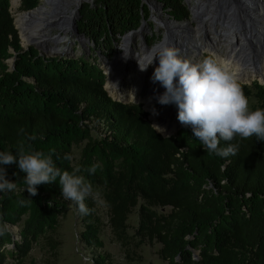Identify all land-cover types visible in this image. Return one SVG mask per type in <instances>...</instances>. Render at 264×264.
I'll return each instance as SVG.
<instances>
[{
	"label": "trees",
	"instance_id": "obj_1",
	"mask_svg": "<svg viewBox=\"0 0 264 264\" xmlns=\"http://www.w3.org/2000/svg\"><path fill=\"white\" fill-rule=\"evenodd\" d=\"M155 1L174 20L188 18L183 0ZM19 3L21 11H30L39 0ZM149 14L141 0H96L93 7L80 9L77 27L108 56ZM15 26L10 0H0V151L15 154L24 142L26 150L31 146L51 154L61 171L91 183L93 193L84 200L89 214L74 204L83 223L80 241L94 249L92 264H113L100 237L98 199L107 208L114 239L130 259V246L156 242L167 264H264V141L256 136L222 140L220 148L236 144L238 151L221 157L209 154L183 125L163 136L141 104L108 94L96 60L40 55L33 46L24 50ZM11 57L13 69L7 61ZM241 86L248 100L255 99L250 110L264 109V84L254 80ZM94 124L103 126V135H92ZM83 142L73 162L72 147ZM93 165L98 167L90 174ZM0 167L16 184L0 192V224L8 226L0 235L4 264L7 257L24 259L42 236L55 233L69 207L59 178L38 185L33 196L18 163ZM136 207L137 226L129 234L127 220ZM9 226L19 227V239Z\"/></svg>",
	"mask_w": 264,
	"mask_h": 264
},
{
	"label": "clouds",
	"instance_id": "obj_2",
	"mask_svg": "<svg viewBox=\"0 0 264 264\" xmlns=\"http://www.w3.org/2000/svg\"><path fill=\"white\" fill-rule=\"evenodd\" d=\"M157 57L159 66L155 68L152 81L159 82L165 89L157 97L158 103L175 105L178 121L191 128L194 137L209 154L215 153L221 157L235 155L238 145L229 144L226 148H220V142L232 141L236 136L244 139L256 136L264 141V109L250 110L249 100L239 82L238 68L231 59L209 52L201 61L194 63L181 55L180 49L165 41L151 50L147 64L142 65L138 61L140 70L145 71ZM152 112L158 114L155 108ZM154 126L159 132L164 131L158 125ZM14 163H18L19 169L26 173L25 183L31 195L37 194L38 185L50 184L59 178L62 196L75 201L80 213L89 214L84 200L93 193L91 183L86 182L83 176L61 171L51 154L31 146L26 150L24 142H21L15 154L0 151V165ZM97 167H90L89 173L94 174ZM5 177L6 171L0 167V192L6 193L14 190L16 184ZM7 228L6 224H0V235Z\"/></svg>",
	"mask_w": 264,
	"mask_h": 264
},
{
	"label": "bare ground",
	"instance_id": "obj_3",
	"mask_svg": "<svg viewBox=\"0 0 264 264\" xmlns=\"http://www.w3.org/2000/svg\"><path fill=\"white\" fill-rule=\"evenodd\" d=\"M78 1L80 0H42L41 5L33 10L15 14V25L16 27L18 26L17 30L18 28L20 29L24 45H28L35 40V45L40 50H50L53 48L55 52L61 53V46H58L57 44V46H50L46 44V42L43 43L37 39L44 38L42 31H44V28L50 24L51 20L55 18L60 11L63 12L64 8L68 5V2ZM202 1L203 2H199L198 5L191 6V19L182 22H174L168 18H162V15H159L156 12L155 15H153L156 27L165 30L163 39L157 44L166 41L168 45L180 49V53L185 54V56H188L189 54L194 63L201 61V56L204 54V51L208 53L215 52L220 56L224 55L225 58L231 59L233 65L238 68L239 81L251 83L252 80L257 79L259 82H264V0H250L258 2V6L254 10L248 8L249 10H247V12L254 17L260 18L259 21L262 23V27L256 29V32L254 33L255 37L253 36L251 40L246 39V35L243 34L241 30L238 31L239 28L229 29L228 26H224L220 19L219 21L221 23L218 21L219 25H214L215 23L212 21L218 12V8H216L217 6L214 3L216 0H209L210 4L208 6L211 12H207V15L211 13V16L208 17L206 21L200 22V19H197V10L199 7H206L203 6L206 0ZM217 1L221 3L220 0ZM12 3L17 5L18 0H14ZM151 5L153 6V4ZM213 6L214 8L211 9ZM232 9L227 11H224L223 9L219 12L227 14L226 18L231 22L230 25L233 24L231 19L233 18V21L236 22V17L239 15V13H235ZM242 11H246V9ZM194 21H197L198 23L196 27L192 26V22ZM58 26L60 33L53 37V43L65 41L67 34L73 32L72 26L68 23H64V25L58 24ZM220 26L222 27L220 28ZM260 29L262 33L260 32ZM144 30H147L146 25L141 29V31ZM188 30H191V33L185 34ZM202 31L210 36V38H202L204 34H202ZM217 31L220 33L219 35L216 34ZM139 33L136 35H139ZM129 41L130 36H125L121 45L123 51L117 53L111 62L105 64L107 75H110L106 87L109 89V93L113 97L120 100L142 102L144 108L151 112V118L154 123L153 125H158L160 128L164 129L162 133H174L180 125L177 119L178 109L174 107L175 105L160 104L162 112L156 111L158 113L156 115L152 112V109L155 108L154 104L157 102V97L162 95L165 91L159 82L154 83L152 81V76L155 71L154 69L159 66L158 57L154 59L153 63L150 64L145 71L140 70L138 62L132 63L131 60V56L134 53V56H138L139 62L142 65L147 64L150 59V52L157 44L151 48H147L141 42L139 44L141 51L138 53L130 48ZM233 42L237 43V45ZM239 43L241 45H239ZM222 46L224 50L220 49ZM67 49V46L63 48L65 51H67ZM67 53L68 52H66V54ZM116 60L119 63L116 62ZM123 74L125 75L123 76ZM124 80L130 85L132 84L131 91H121L122 86L126 83Z\"/></svg>",
	"mask_w": 264,
	"mask_h": 264
},
{
	"label": "rangeland",
	"instance_id": "obj_4",
	"mask_svg": "<svg viewBox=\"0 0 264 264\" xmlns=\"http://www.w3.org/2000/svg\"><path fill=\"white\" fill-rule=\"evenodd\" d=\"M10 1H11L10 2V10L12 12L13 17L15 18V14L22 12L19 9L20 3H19V0H18L17 5L12 3L14 0H10ZM41 3H42V0H39V3L37 6L41 5ZM95 3H96V0H82V1L80 0L78 2H68V5H69L68 9H70V10L73 9L74 6L77 4H81L80 9L83 6H89V8H91L95 5ZM143 3H145L147 5L150 14L146 19L142 18L140 21V24L142 21H144L143 27L146 25L147 30L141 31V29H142L141 28L139 35H135V36L131 35L130 41H129L130 42V48L134 49V51H137V52L140 51L139 44L141 42L144 43L147 48H151L152 46L159 43L163 39V36L165 34V30L161 29V28H157L156 22L154 21L155 19L153 20V18H154L153 15H155L156 12L159 13V7L157 6L156 2L155 1L153 2V0L152 1L147 0ZM151 4H153V6ZM80 9H79V13H80ZM63 12H64V10H63ZM63 12L60 11V13H63ZM60 13H58L57 16H55V18H53L51 20L50 24L47 25L46 28H44V31H42L44 38H40V39L38 38L37 40H39L43 43L46 42V44H48L50 46H57V45L61 46L62 47L60 49L61 53L66 54V52H68V54L73 53V55H75V56L82 55L85 57H89L93 60H96V62L99 63V65H101L102 70L105 74L104 85L107 86L108 77L110 75L109 76L107 75L106 67H104L102 65V64H104L103 60L107 59V61H111L117 52L123 51L121 48V45L123 43V36H122V38H120V40L117 41V43H115L114 46H112V48L110 50V54L108 56L105 54V51L103 50V48L101 49L98 46H95V44L93 43L92 39H90V37H88L87 35H85L82 32H79V31H78V34H80L79 37L77 35H75L73 32L72 33L69 32L67 34L65 41L53 43L54 42L53 36L60 33V29L57 28V25H58L57 22H58V20H60V17H59L61 15ZM161 13H163L162 18L167 17L168 19H171V16L168 13H167L168 16H165V11L161 10ZM79 19H75L77 29H78L77 21H79ZM188 19H191L190 11H189L188 18L185 20H188ZM140 24H139V26H140ZM197 24L198 23H196L195 21L192 22V26H194V27H196ZM73 31H75V30L73 29ZM260 32L262 33L261 29H260ZM18 33H19V35H21L20 41L23 43V46L29 47L30 44H35L36 41L34 40L35 42L32 41L28 45H24V42L22 40V34H21L19 28H18ZM187 33H191V30H188L185 32V34H187ZM50 37H52V39H50ZM22 43H21V45H22ZM65 46L68 47L67 51L63 50V48ZM220 49H223V46L220 47ZM41 52L45 56H50V55H47L42 50H41ZM76 52H78V53H76ZM180 54L185 56V54H182V53H180ZM207 54H208V52L204 51V54L201 56V60ZM68 56H72V55H68ZM185 57L190 58L189 54H188V56L186 55ZM223 57H224V55H223ZM116 62H118V61L116 60ZM123 71H124V69H123ZM133 74H134V72H133ZM124 75L125 74H123V76ZM254 80H257V79H254ZM254 80H252V81H254ZM257 81H259V80H257ZM124 82H126V83H124V85L122 86L121 91H127V90L131 91L132 90V86H131L132 84L130 85L125 80H124ZM239 82L242 84H246V85H251V83H252V82L247 83V82H241V81H239ZM261 84H264V82H261ZM108 94L113 99L115 98L109 92H108ZM129 102H132V101H129ZM137 103L141 104L142 108L145 111H147V113H148L147 118L151 121V123L153 125L154 123H153V120L151 118V112L144 108V105L142 102H137ZM254 103H255V99L250 98L249 99V107ZM154 107H155V110L157 112L158 111L162 112L160 104L158 103V101L155 102ZM174 107L177 109L176 106H174ZM178 123L181 124L180 122H178ZM155 129H157V128H155ZM91 131H92V135L97 137V136L103 135L104 130H103V126L94 124V125H92ZM175 131H174V133H175ZM83 144H84V142L81 145H73L72 152H71V158H72L73 162H75L76 159L79 157L80 150H81V147ZM66 200H67V205H68L69 209H68L67 213L65 214V216H63L59 219V223H58V226L56 228L55 233H50V234H46V235L42 236L38 240V242L32 247V249L30 250V252L28 253V255L24 259L18 260V259H14L12 257H7L4 264H92V257H93L94 249H91V248L84 246V244L80 241L79 233L82 230L83 223H82V220L80 219V217L77 215L76 207L74 204L75 201H71L68 199H66ZM96 209H97V213L100 216L101 221H102L100 237L104 241V249L106 251H108L112 256L113 264H167L164 260L160 259V257L158 256L157 250L159 249L160 244L156 243V242H154L152 244H148V243L142 244L139 247L130 246L128 249L129 250L128 253H129L131 259L128 258L126 255L127 251L124 250L121 247V245L118 243V241L114 239L111 228L108 224L107 208H106L102 199L97 200ZM136 211H137V207L134 208L133 212L129 215V218L127 220L128 225H129L127 231L129 234H133L134 230L137 226L138 216H137ZM9 229L13 232L16 239H19V233H18L19 227L18 226H9ZM51 243H52V245H51ZM8 248H11V247L9 246Z\"/></svg>",
	"mask_w": 264,
	"mask_h": 264
},
{
	"label": "water",
	"instance_id": "obj_5",
	"mask_svg": "<svg viewBox=\"0 0 264 264\" xmlns=\"http://www.w3.org/2000/svg\"><path fill=\"white\" fill-rule=\"evenodd\" d=\"M142 1V3L143 2H145V1H147V0H141ZM152 1V0H151ZM11 2V1H10ZM153 2H154V0H153ZM210 4V2H209V0H206V2L203 4V6H206V7H200V12H199V14L197 15V19H200V22L202 21V22H204V21H206V19L208 18V17H210L211 16V13L209 14V15H207V12H209L210 10H209V5ZM68 6L69 5H67L65 8H64V12L63 13H60L61 15L59 16L60 17V20H58V24L60 25V24H63L64 25V23H68V24H70L71 26H72V28L75 30V31H73V33L75 34V35H77L78 37L80 36V34H78V29L76 28V23H75V19H79V9H80V7H81V4H77V5H75L74 6V8L73 9H68ZM222 6L224 7V5L222 4ZM159 7H161L160 5H159ZM35 8V7H34ZM214 8V6L211 8V9H213ZM237 9L238 8H236L235 10L234 9H232V10H234V12L235 13H239L238 11H237ZM31 10V9H30ZM223 9H220V10H218V12L216 13V15H215V17H214V19H213V23H215L214 25H217L218 24V19L217 18H220V16L221 17H223V14H220L219 12H221ZM27 11H29V10H25V11H22V13L23 12H27ZM211 12V11H210ZM67 13H69V14H67ZM223 13V12H222ZM219 16H218V15ZM166 16H168L167 14H165ZM226 16H227V14H226ZM253 19V15L252 14H250L249 12H247V11H244L243 13H239V15H238V17H236V22L239 24V29H238V31L239 30H241L242 31V33L243 34H245V35H248V33H250L249 35L250 36H253V34L255 33V29H254V27H253V24H252V19ZM150 19V18H149ZM217 19V20H216ZM232 20V22H234L233 20V18L231 19ZM195 22H197V21H195ZM221 23V22H220ZM14 24H15V18H14ZM143 24H144V21H142L141 22V24H140V26L137 28V29H133V30H131L130 32H129V34L127 35V36H131V35H133V36H135L137 33H139L140 32V29L143 27ZM55 25V24H54ZM219 25V24H218ZM53 26V25H52ZM222 26H220V28H221ZM15 28H17L16 26H15ZM57 28H59L58 27V25H57ZM215 28V27H214ZM72 29V30H73ZM207 32V31H206ZM204 32L202 31V34H203ZM19 34V33H18ZM217 35H219L220 33L217 31V33H216ZM57 35H59V33L57 34ZM57 35H55V36H57ZM55 36H53V37H55ZM164 37V36H163ZM19 38H20V35H19ZM125 38V37H124ZM202 38H210V36H208L207 34H203V36H202ZM50 39H52V37H50ZM174 39V38H173ZM221 39H223V38H221ZM51 41V40H50ZM235 45H237V43H235V42H233ZM144 44V43H143ZM145 45V44H144ZM239 45H241L240 43H239ZM239 45H238V47H239ZM22 47H23V49L25 50V49H27L28 48V46H23V45H21ZM29 46H33V47H35V48H38L35 44H30ZM38 50H39V48H38ZM47 55H61V54H64V53H57V52H55V50L53 49V48H51L50 50L49 49H44L43 50ZM12 52L14 53V51L12 50ZM39 54L41 55L42 54V52H41V50H39ZM64 55H73V54H64ZM14 60H15V57H11V58H9L7 61H8V63H9V66H10V68L11 69H13L14 68ZM258 83H261V82H259L258 81ZM115 100H118V101H121L120 99H118V98H114ZM180 126H182V124H180L179 126H178V128L180 127ZM154 127V126H153ZM155 128V127H154ZM177 128V129H178ZM157 130V129H156ZM157 132H159L158 130H157ZM159 133H161L163 136H169V135H171V134H173V133H171V134H165V133H162V132H159ZM14 240H16V237H15V235H14ZM195 255L194 256H198L197 255V252H195L194 253Z\"/></svg>",
	"mask_w": 264,
	"mask_h": 264
},
{
	"label": "built area",
	"instance_id": "obj_6",
	"mask_svg": "<svg viewBox=\"0 0 264 264\" xmlns=\"http://www.w3.org/2000/svg\"><path fill=\"white\" fill-rule=\"evenodd\" d=\"M155 1V0H154ZM222 1V4L224 5V7L222 6V7H220L221 9H224V11H227V10H231L232 8L235 10L236 8H238L237 9V11L239 12V13H243L244 11H242V10H245V8H244V6H243V3L245 2V0H221ZM248 1H250V0H248ZM156 2V4H157V6L159 7V5L161 6V7H159V13H157V14H159V15H162L163 13H161V10H163L162 8H163V5L160 3V2H157V1H155ZM201 3V2H203L202 0H183V3L184 4H186V7H187V10H188V12L190 11V13H191V15H192V9H191V6L192 5H198V3ZM161 9V10H160ZM164 11V10H163ZM199 12H200V7L198 8V10H197V15L199 14ZM165 14H167V12L165 11ZM220 14H222V13H220ZM166 16V15H165ZM189 16V15H188ZM167 18V17H166ZM169 20H171V21H174V22H182V21H184V20H180V21H177V20H174L173 18H171V19H169ZM186 21V20H185ZM197 23V22H196ZM129 32L130 31H128L127 33H125L124 35H123V39H124V37L125 36H127L128 34H129ZM122 38V37H121ZM132 49V48H131ZM123 50V49H122ZM133 51H134V49H132ZM141 51V50H140ZM139 51V52H140ZM135 52H137V51H135ZM138 52V53H139ZM117 53H120V52H117ZM116 53V54H117ZM115 54V55H116ZM115 55H114V57H115ZM131 60H132V63H137L138 61H139V58H138V56H134V53H133V55L131 56ZM112 61V60H111ZM111 61H107V59H104L103 60V63L104 64H102L104 67H106L105 66V64L106 63H109V62H111ZM96 64L99 66V68H101L102 69V67H101V65H99V63H97L96 62ZM130 67V66H129ZM134 70V69H133ZM104 73V72H103ZM104 88H105V90H107L108 92H109V89L104 85ZM121 101H123V102H129V100L128 101H126V100H121ZM132 102H134V103H137V102H135V101H132ZM198 256H194V258H197Z\"/></svg>",
	"mask_w": 264,
	"mask_h": 264
},
{
	"label": "flooded vegetation",
	"instance_id": "obj_7",
	"mask_svg": "<svg viewBox=\"0 0 264 264\" xmlns=\"http://www.w3.org/2000/svg\"><path fill=\"white\" fill-rule=\"evenodd\" d=\"M220 1H221V0H220ZM255 1H257V0H255ZM216 2H217V3H216ZM216 2L214 1L215 5L217 6L216 8H218V9H217V11H218V10L221 9L220 7H222V1H221V3H219V2L216 0ZM248 4H252V5H248ZM243 6H244V8L246 9V11L249 10L248 8L254 10V9H256L257 6H258V2H253V1L245 0V2L243 3ZM222 14H223V17L220 16V18H218V21H219V19H220V20L223 22L224 26H228L229 29H234V28L237 29V28H239V24H238L237 22H232L233 24L230 25L231 22H229V21L227 20V18H226V13L223 12ZM251 19H252V18H251ZM259 20H260V18H258V17H254V16H253L252 24H253L254 29H255V28L257 29V28H261V27H262V23H261ZM218 21H217V22H218ZM219 22H220V21H219ZM256 29H255V32H256ZM249 34H250V33H248V35H246L245 37H246V39L251 40L252 37L254 36V34H253V36H250ZM254 37H255V36H254ZM255 40H256V38H255Z\"/></svg>",
	"mask_w": 264,
	"mask_h": 264
}]
</instances>
